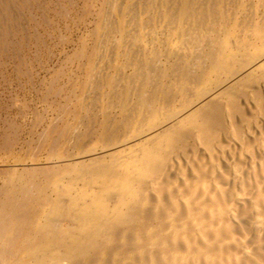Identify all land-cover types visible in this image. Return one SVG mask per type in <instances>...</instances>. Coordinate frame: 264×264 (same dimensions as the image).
I'll use <instances>...</instances> for the list:
<instances>
[{"label":"bare ground","instance_id":"bare-ground-1","mask_svg":"<svg viewBox=\"0 0 264 264\" xmlns=\"http://www.w3.org/2000/svg\"><path fill=\"white\" fill-rule=\"evenodd\" d=\"M81 6L56 118L0 165V264H264V0Z\"/></svg>","mask_w":264,"mask_h":264},{"label":"rangeland","instance_id":"rangeland-1","mask_svg":"<svg viewBox=\"0 0 264 264\" xmlns=\"http://www.w3.org/2000/svg\"><path fill=\"white\" fill-rule=\"evenodd\" d=\"M40 1L0 0V165H13L32 159L31 153L35 152L32 150L38 145V134L57 116L53 106L63 103V99H45L52 75L60 71L66 56L72 53V42H62L61 39L66 36L69 41L76 42L86 30L91 29L89 25L88 28L73 24L84 0H67L74 6L67 19L57 15L66 1L49 0L50 6L48 0ZM59 2L61 5H58ZM67 69L68 73L71 71V74L81 75L69 66ZM59 80L55 86L70 91L67 76ZM36 120L40 122L37 124ZM8 140L9 146L6 145ZM36 155L33 158L36 161H42L45 157L42 151H37Z\"/></svg>","mask_w":264,"mask_h":264}]
</instances>
